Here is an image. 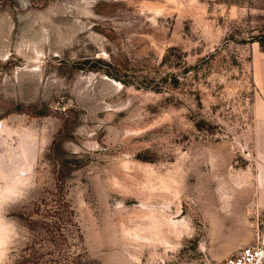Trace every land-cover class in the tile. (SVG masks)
Segmentation results:
<instances>
[{"label":"rangeland","instance_id":"obj_1","mask_svg":"<svg viewBox=\"0 0 264 264\" xmlns=\"http://www.w3.org/2000/svg\"><path fill=\"white\" fill-rule=\"evenodd\" d=\"M258 39L264 0H0V264L253 243Z\"/></svg>","mask_w":264,"mask_h":264},{"label":"crops","instance_id":"obj_2","mask_svg":"<svg viewBox=\"0 0 264 264\" xmlns=\"http://www.w3.org/2000/svg\"><path fill=\"white\" fill-rule=\"evenodd\" d=\"M252 59V76L256 87L253 102L254 114V143L253 155L256 159L254 205L259 222L252 223V231L258 233L253 243L264 240V47L259 41L250 44Z\"/></svg>","mask_w":264,"mask_h":264},{"label":"built area","instance_id":"obj_3","mask_svg":"<svg viewBox=\"0 0 264 264\" xmlns=\"http://www.w3.org/2000/svg\"><path fill=\"white\" fill-rule=\"evenodd\" d=\"M220 264H264V240L241 246Z\"/></svg>","mask_w":264,"mask_h":264},{"label":"trees","instance_id":"obj_4","mask_svg":"<svg viewBox=\"0 0 264 264\" xmlns=\"http://www.w3.org/2000/svg\"><path fill=\"white\" fill-rule=\"evenodd\" d=\"M258 40L260 41L262 47H264V41L261 40V39H258ZM62 201H63V199L60 200V203H59V205L56 206V209L55 210H58V208H59V206H60V204H61ZM51 223L54 224V225H56V227H58V226L60 227V224H61V222H58L59 223L58 224L56 221H52Z\"/></svg>","mask_w":264,"mask_h":264}]
</instances>
